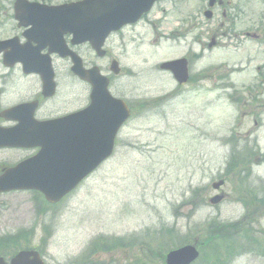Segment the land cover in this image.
Returning <instances> with one entry per match:
<instances>
[{
    "label": "rangeland",
    "instance_id": "1",
    "mask_svg": "<svg viewBox=\"0 0 264 264\" xmlns=\"http://www.w3.org/2000/svg\"><path fill=\"white\" fill-rule=\"evenodd\" d=\"M193 7L161 3L149 15L155 25L112 35L104 58L81 46L84 61L104 70L118 59L111 90L134 111L113 155L61 202L48 205L33 191L0 194V240H12L4 256L36 247L45 264H162L168 250L189 243L201 254L194 264H264V161L253 160L264 159V90L255 70L264 62L262 46L205 53L193 72L209 80L177 90L153 66L185 52L172 30L185 27L178 20ZM243 14V30L253 29L249 19L264 26V0H244ZM183 30L189 39L209 27ZM225 61L246 68L230 77L235 91L220 81ZM250 87L263 92L254 100ZM84 93L68 109L85 104V86ZM148 100L153 107L139 108ZM17 154L0 150V163ZM219 179L223 185L213 190ZM215 194L223 199L211 205Z\"/></svg>",
    "mask_w": 264,
    "mask_h": 264
},
{
    "label": "flooded vegetation",
    "instance_id": "2",
    "mask_svg": "<svg viewBox=\"0 0 264 264\" xmlns=\"http://www.w3.org/2000/svg\"><path fill=\"white\" fill-rule=\"evenodd\" d=\"M27 1L42 6L39 7L40 9L63 6L69 2V0ZM164 1L171 9H179L189 5L191 0H162L161 3ZM194 1L199 6L197 11L193 13L194 16H190L193 21L190 19L188 22L192 23L193 26L203 25L209 27V30L205 31L203 36L191 38L190 43H197L202 50L205 49L206 51L222 49L224 51L237 52L243 50V41L247 37L241 28L244 24V0ZM14 2L15 0H0V41H13L7 44L5 48L0 49V127L10 128L19 124L22 130L20 132L24 136H32L35 134L34 123L36 121L60 118L83 109L85 104L71 109H68V106H72L80 99L83 100L85 98V85L81 79L70 71L67 57L61 58L56 54L48 55L46 42L51 27L46 23L45 12L36 10L31 13L34 15L33 19L23 18L20 20L22 25H19L20 21L14 19ZM205 8L210 11L209 19L203 17ZM179 21L182 22V20ZM25 23L27 24L25 25ZM134 25L126 27L133 28ZM31 26L34 27L31 28ZM59 35L63 43L76 53L81 50L82 45L70 46L69 35L66 33L62 34L61 29L55 30V36L58 38ZM177 35L178 37L186 38L185 32L180 29H178ZM212 36H214L213 43L209 45ZM22 47L26 48L24 55L32 54L35 62L41 65L36 71H28L19 62L6 65L9 62L4 61L6 53L12 55L15 48ZM47 59H49L52 69V82L50 81V85L49 83L44 85L43 80L46 77H43L40 73L46 70ZM223 67L225 70L230 68L232 72L243 69V67L239 66V63L231 65L227 61L223 62ZM260 69L258 68L259 71ZM74 86L76 89L73 88ZM86 90L89 92L90 89L87 87ZM109 91H112L110 82ZM6 150L18 153L11 164L26 159L37 151L36 148H9ZM4 165L5 163H0V169Z\"/></svg>",
    "mask_w": 264,
    "mask_h": 264
},
{
    "label": "water",
    "instance_id": "3",
    "mask_svg": "<svg viewBox=\"0 0 264 264\" xmlns=\"http://www.w3.org/2000/svg\"><path fill=\"white\" fill-rule=\"evenodd\" d=\"M147 1L151 0L79 1L68 5L67 9L62 11V23L67 31L73 34V43L88 40L94 47L99 48L108 31L118 29L121 25L137 19L143 10L141 8L142 4ZM58 10L60 11V8ZM95 36H99L96 44H94ZM72 58L74 60L73 56ZM72 69L75 73L82 74L78 61L74 63ZM121 118L122 114L116 115L113 122L115 123ZM104 123L105 121L100 122V128L103 127ZM107 126L113 127L112 124ZM88 131L87 128H84L83 135L77 139L78 144L75 140L71 143V137L68 139L67 150L69 146L73 147L74 154L63 167L60 164L55 168H53V165H47L50 162L49 159L43 162L40 161L44 166L37 169L35 174L30 175V178H26L25 172L21 171L22 165L14 169H8L0 176V192L13 189H34L40 191L48 202H57L111 153L113 131L109 135L100 133L94 138L91 137V134H88ZM81 139H83L82 144L80 143ZM64 150L65 148H63ZM42 153L43 155L52 153L48 143L43 145ZM220 184L221 182L214 183L213 187L217 188ZM220 199V196H214L209 201L214 204ZM197 256L198 252L195 247L186 245L170 251L166 255L165 263L190 264ZM0 264L43 263L36 251L23 250L14 255L8 263L0 257Z\"/></svg>",
    "mask_w": 264,
    "mask_h": 264
},
{
    "label": "trees",
    "instance_id": "4",
    "mask_svg": "<svg viewBox=\"0 0 264 264\" xmlns=\"http://www.w3.org/2000/svg\"><path fill=\"white\" fill-rule=\"evenodd\" d=\"M223 228V227H222ZM209 233V231L207 232ZM211 238H214L213 236H211ZM11 242L12 243V240L10 239H3V240H0V255H5L3 253V247H6L8 245V243ZM10 244V243H9ZM12 254V253H11ZM10 253H8V255L6 256H10L11 255Z\"/></svg>",
    "mask_w": 264,
    "mask_h": 264
}]
</instances>
